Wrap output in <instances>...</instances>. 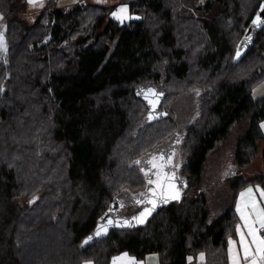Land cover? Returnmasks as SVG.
Instances as JSON below:
<instances>
[{
    "label": "trees",
    "instance_id": "1",
    "mask_svg": "<svg viewBox=\"0 0 264 264\" xmlns=\"http://www.w3.org/2000/svg\"><path fill=\"white\" fill-rule=\"evenodd\" d=\"M263 1L121 0L138 17L118 22L115 5L47 0L30 12L0 0V264H110L124 251L229 264L236 195L264 187V171L240 174L264 162V96L250 95L264 79V24L236 55ZM246 116L223 177L230 201L212 216L206 162ZM171 176L177 192L143 223L88 239L118 196L112 217L125 219L147 205L150 181Z\"/></svg>",
    "mask_w": 264,
    "mask_h": 264
},
{
    "label": "crops",
    "instance_id": "2",
    "mask_svg": "<svg viewBox=\"0 0 264 264\" xmlns=\"http://www.w3.org/2000/svg\"><path fill=\"white\" fill-rule=\"evenodd\" d=\"M84 1V0H80ZM79 1V2H80ZM121 0H103L101 4L106 5H115L113 12H117L118 15L124 16L126 15L128 19H117L112 13L111 16L118 22H124L132 18V15L129 11V6L127 3H121ZM46 0H37V3L33 6L28 3L27 0V9L32 10L35 8H42L45 4ZM99 4V3H93ZM126 8V13H119L120 8ZM259 157V161H262L261 156ZM255 157V159H256ZM254 159V160H255ZM253 160V161H254ZM261 169L256 173H261L264 171V162H261ZM256 174L246 177L251 178ZM252 191L249 192L248 190ZM262 192H264V187L260 184H249L246 187L242 188L236 195L235 198V214H236V224L234 233L228 237L227 240V254H228V263L229 264H264V252L257 251L259 244L253 243V235H250V232L254 231V235L258 238V227L260 224L258 221L262 218V211H264V196H262ZM243 193V195H241ZM239 208V210H238ZM243 217V218H242ZM231 240V245L229 241ZM247 248L249 256L248 259H245V249ZM127 254V255H125ZM201 254H203V258L201 259ZM192 258L191 260L189 258ZM116 258V259H114ZM205 260V255L203 252L198 253L196 256H188L187 264H201ZM82 264H93L92 261L87 260L82 262ZM110 264H159V256L157 253H149L145 255L143 258L138 259L135 256L129 254L128 252H120L115 254L110 261Z\"/></svg>",
    "mask_w": 264,
    "mask_h": 264
},
{
    "label": "rangeland",
    "instance_id": "3",
    "mask_svg": "<svg viewBox=\"0 0 264 264\" xmlns=\"http://www.w3.org/2000/svg\"><path fill=\"white\" fill-rule=\"evenodd\" d=\"M47 1V0H46ZM80 0H55V4L59 8L67 9L72 7ZM103 0H84L81 1L83 5L88 3H99ZM195 4H203L206 0H193ZM106 5V4H105ZM40 8L29 10L35 12ZM137 15H132V18H137ZM131 19V18H130ZM125 22V21H124ZM256 25L252 24L251 29ZM6 52L5 43V20L4 16L0 13V53ZM251 97L255 100L264 96V79L255 84L250 91ZM161 112V111H160ZM264 119L260 122L261 130L264 133ZM248 126V117L243 118L235 127L230 131L227 139L211 152L206 162L202 181L206 187V195L208 196V206L212 216L219 214L230 201V189L227 187L223 177H227L234 173L235 165L233 163L234 147L239 137L245 132ZM261 147V146H260ZM260 155V154H259ZM257 155V156H259ZM259 157L242 171L241 176L249 177L256 174L261 169V162ZM262 214H264V211Z\"/></svg>",
    "mask_w": 264,
    "mask_h": 264
},
{
    "label": "water",
    "instance_id": "4",
    "mask_svg": "<svg viewBox=\"0 0 264 264\" xmlns=\"http://www.w3.org/2000/svg\"><path fill=\"white\" fill-rule=\"evenodd\" d=\"M262 5H264V1L261 3L258 11L256 12L250 24L248 25L245 34L238 43L236 54L237 51L239 50L240 56L243 55L246 52V50L252 45L258 31L264 24L261 23L259 25H256L253 29H251L253 20H255L258 15L260 16L261 20H264V8L261 7ZM155 110H156V105L152 106L151 112L155 114L156 113ZM156 114L158 115L159 118H161L165 116L166 111L158 112ZM178 181H179L178 179L171 176L161 183L154 184L152 182L151 183L149 182L141 196V200L147 202V205L144 206L139 212H136L125 219H113L112 217V213L118 210L121 206V198L118 196L112 202L106 213L100 218L98 225L95 231L92 233L91 237L97 238L98 236L105 234L106 231L103 230L105 225L108 228L111 226L133 227L141 224L137 222L138 219H143L144 222L155 209H157L163 202L170 199L171 196L177 192L176 184L178 183ZM145 209H150L151 212L150 214H146L144 217H141V213L145 212ZM109 221H111L112 223H109ZM98 229H100L101 234L95 235Z\"/></svg>",
    "mask_w": 264,
    "mask_h": 264
},
{
    "label": "snow or ice",
    "instance_id": "5",
    "mask_svg": "<svg viewBox=\"0 0 264 264\" xmlns=\"http://www.w3.org/2000/svg\"><path fill=\"white\" fill-rule=\"evenodd\" d=\"M28 3H29L30 5H33V6H34V5L37 3V0H28ZM261 7L264 8V5H262ZM118 11H119V13H126V12H127V9L124 8V7H122V8H120ZM112 15H113L115 18L120 19V20L128 19V17H127L126 15L121 16V15H118L117 12H113ZM261 23H264V20H261L260 16L258 15L257 18H256L255 20H253V24H254V25H259V24H261ZM236 55H237V57L240 55V51H239V50L237 51V54H236ZM149 118H151V117H149ZM262 127H264V125H262ZM150 183H151V181H150ZM248 191L251 192L252 190L249 189ZM241 195H243V193H242ZM262 196H264V192H262ZM173 198H174V199H175V198H178V196L173 197ZM138 202H139V201H138ZM238 210H239V208H238ZM150 212H151L150 209H145V212H142V213H141V217H144L146 214H150ZM242 218H243V217H242ZM102 219H103V218H102ZM137 222H138V223H143V219H138ZM109 223H112V222L109 221ZM258 223L260 224V228H261V229H264V214H262V218L258 221ZM103 230H104V231L107 230V226H106V225L104 226ZM100 234H101V231H100V229H98L97 232L95 233V235H100ZM250 235H253V237H254L252 242H253V243H258L259 246H260V247H258L257 251L264 252V239H261V238L256 237V236L254 235V231H253V232H250ZM91 238H92V237H89L88 239H91ZM85 243H87V241H85ZM229 243H230V245H231V243H232L231 240L229 241ZM125 255H127V254H125ZM248 256H249V253H248V250H247V248H246V249H245V259H248ZM202 258H203V254H201V259H202ZM114 259H116V258H114ZM189 259L191 260L192 258L190 257Z\"/></svg>",
    "mask_w": 264,
    "mask_h": 264
},
{
    "label": "built area",
    "instance_id": "6",
    "mask_svg": "<svg viewBox=\"0 0 264 264\" xmlns=\"http://www.w3.org/2000/svg\"><path fill=\"white\" fill-rule=\"evenodd\" d=\"M258 235L261 239H264V229L258 227Z\"/></svg>",
    "mask_w": 264,
    "mask_h": 264
}]
</instances>
